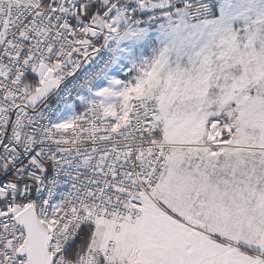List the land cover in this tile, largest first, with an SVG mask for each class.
<instances>
[{
    "label": "snow or ice",
    "instance_id": "obj_1",
    "mask_svg": "<svg viewBox=\"0 0 264 264\" xmlns=\"http://www.w3.org/2000/svg\"><path fill=\"white\" fill-rule=\"evenodd\" d=\"M0 264H264V0H0Z\"/></svg>",
    "mask_w": 264,
    "mask_h": 264
}]
</instances>
